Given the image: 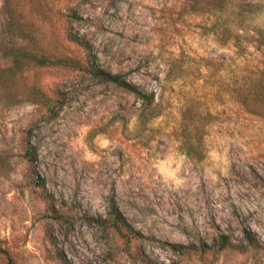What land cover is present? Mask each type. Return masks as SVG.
Returning a JSON list of instances; mask_svg holds the SVG:
<instances>
[{"label": "rangeland", "instance_id": "rangeland-1", "mask_svg": "<svg viewBox=\"0 0 264 264\" xmlns=\"http://www.w3.org/2000/svg\"><path fill=\"white\" fill-rule=\"evenodd\" d=\"M235 13L264 31V0H0V264H264V117L231 93L260 55L220 44ZM207 112L219 121L187 140ZM111 200L150 242L126 245ZM242 228L259 248L169 247L240 248Z\"/></svg>", "mask_w": 264, "mask_h": 264}, {"label": "trees", "instance_id": "trees-1", "mask_svg": "<svg viewBox=\"0 0 264 264\" xmlns=\"http://www.w3.org/2000/svg\"><path fill=\"white\" fill-rule=\"evenodd\" d=\"M247 11L250 12L252 7L251 4H245ZM224 12H221V15H226L227 12L223 8ZM242 12L241 10H238ZM233 16L237 17V21H223L220 24V38L219 42L221 45L232 46L235 50V54L241 57L248 56L251 52L259 53L260 57L256 64L251 67L245 66L241 70L242 74L239 76H234L232 82L231 93L234 96L235 104L239 110H241L245 115L252 116L255 118L264 117V31L259 28H250L247 26L246 19H242L241 13H235ZM79 43V42H78ZM30 61L39 66H47L50 63L44 57H33L29 56ZM261 58V59H260ZM90 73L93 78L97 79L100 82H106L114 84L118 87H121L125 91L133 94L137 98L141 99L145 105L151 107L152 112L148 117V120H152L161 114L159 104L155 103V96L153 93H144L139 90L136 86L131 85L126 82L120 75H115L105 71L101 67H94L93 64H90ZM218 120L216 116L207 112L206 114H192L191 123L185 121L182 127L185 131L190 125L191 133L186 135L187 140L191 138H196L197 141L203 136V130L206 125L212 123L214 120ZM219 121V120H218ZM189 150L194 149V144L187 142ZM25 157L27 160L32 163L34 160V154L31 151H26ZM39 178V177H37ZM39 183V182H37ZM40 185V184H39ZM109 216L112 221V227L117 233H120L121 237L124 239L126 245H130L131 241H137L139 244L143 245L150 242V239L145 237L141 232L133 230L129 223L127 222L125 216L120 212L115 202L111 200L109 202ZM124 231V232H122ZM241 245L240 248L234 245L233 240L225 234H219L216 237V240L212 243L209 248H206V245L198 244L196 248L194 246L188 247L182 244H171L169 245L170 249L177 253L180 256L187 254V250H197L203 254L209 250H213L214 253H219L227 248H235L241 252L247 250H255L261 245L257 241L254 234L250 229L242 228L241 229Z\"/></svg>", "mask_w": 264, "mask_h": 264}]
</instances>
